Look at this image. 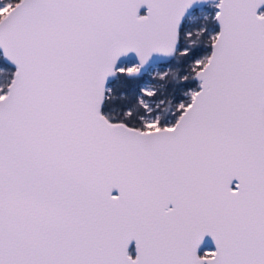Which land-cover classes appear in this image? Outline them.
Returning a JSON list of instances; mask_svg holds the SVG:
<instances>
[{
	"label": "snow or ice",
	"instance_id": "obj_1",
	"mask_svg": "<svg viewBox=\"0 0 264 264\" xmlns=\"http://www.w3.org/2000/svg\"><path fill=\"white\" fill-rule=\"evenodd\" d=\"M0 264H264V0H0Z\"/></svg>",
	"mask_w": 264,
	"mask_h": 264
}]
</instances>
